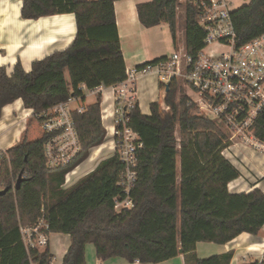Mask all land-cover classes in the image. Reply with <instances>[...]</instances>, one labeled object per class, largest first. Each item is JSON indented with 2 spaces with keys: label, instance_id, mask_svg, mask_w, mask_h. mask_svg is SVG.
<instances>
[{
  "label": "trees",
  "instance_id": "trees-1",
  "mask_svg": "<svg viewBox=\"0 0 264 264\" xmlns=\"http://www.w3.org/2000/svg\"><path fill=\"white\" fill-rule=\"evenodd\" d=\"M115 1L23 0V18L73 13L79 31L101 44L90 46L78 36L68 47L35 60L27 72L20 62L11 75L1 67L0 117L5 105L21 98L40 121L36 115L45 109L82 94L77 87L83 78L69 81L65 70L72 58L118 40ZM179 6L178 0H148L138 5V17L148 28L169 24L175 40ZM232 18L239 43L256 37L264 32V0H250L236 9ZM185 36L189 52L203 47L205 35L192 7L186 9ZM168 84L167 91L161 83L165 88L164 106L152 102L151 113L143 114L135 100L126 110L128 126L143 142L136 152L138 179L131 191L134 205L130 208L115 209L114 198L124 195L118 179L125 163L118 150L102 159L93 171L63 187L66 175L106 140L101 94L84 112L74 114L81 150L72 163L47 166L45 135L29 141L24 138L0 156V191L8 189L0 192V264L53 263L55 254L50 246L27 249L20 232L21 223L30 224L41 216L43 205L50 231L71 237L62 264H87V244H93L103 260L119 256L128 262L138 258L142 264L162 263L178 257L182 249L185 264H230L233 251L201 258L197 243L226 244L246 232L260 233L264 226V191H230L229 182L240 176L239 169L223 154L232 143L230 136L199 109L188 93L178 97L176 80ZM122 129L123 125L117 124L116 130ZM178 131L180 136L176 135ZM256 133L264 143V117ZM21 174L24 179L16 188ZM241 264H264V260Z\"/></svg>",
  "mask_w": 264,
  "mask_h": 264
},
{
  "label": "built area",
  "instance_id": "built-area-1",
  "mask_svg": "<svg viewBox=\"0 0 264 264\" xmlns=\"http://www.w3.org/2000/svg\"><path fill=\"white\" fill-rule=\"evenodd\" d=\"M178 1L180 6L196 10L205 35L203 47L192 53L186 47L179 48L159 61L134 66L129 69L127 80L116 88L117 101L121 106L117 108L115 120L123 125V129L116 130L114 134L118 137L115 150L125 163V170L118 179L124 195L114 198L117 211L134 205L131 191L138 179L136 152L143 147V142L128 126L126 110L134 106L136 82L143 76L154 74L164 85L184 79L193 93V97L188 93L191 99L204 114L217 121L228 133L231 142L239 139L242 144L264 151V143L256 138L257 125L264 117V32L239 43L232 18L236 10L232 8V1ZM77 88L81 92L84 89L80 85ZM82 98V94L72 95L36 115L40 119L42 136H46L44 155L49 168L63 167L79 156L81 143L74 114L85 111V105L78 103ZM73 102L78 106L72 107ZM2 155H5V151L0 147ZM68 174L63 187L71 185ZM20 232L27 249L49 246L52 232L45 217V205L42 206L41 216L34 222L20 224ZM127 264L141 262L136 258Z\"/></svg>",
  "mask_w": 264,
  "mask_h": 264
},
{
  "label": "crops",
  "instance_id": "crops-1",
  "mask_svg": "<svg viewBox=\"0 0 264 264\" xmlns=\"http://www.w3.org/2000/svg\"><path fill=\"white\" fill-rule=\"evenodd\" d=\"M145 1L148 0L115 1L118 40L109 41L107 47L95 49L92 52L81 54L80 57L72 58L70 65L65 70L69 81L77 77L83 78V81L79 84L84 88L82 91L83 98L78 103H82L87 107L96 101L98 94H101V118L106 129V140L103 143L108 141L109 144L107 146L112 149L113 145L114 150L116 146L114 134L117 126L115 118L117 116L118 105L116 103V88L127 80L130 68L139 66L147 61H154L160 57L168 56L164 53L159 55V57L156 56L157 58L154 60H147V56L142 53V45L146 39L144 36L148 30L152 29V27L148 28L144 26L138 17V5ZM22 6L23 0H0V68H5L9 75L12 74L14 66L18 62L21 63L27 72L31 69L32 63L35 60L43 59V57L53 52L68 47L78 36L80 41L90 46L101 44V41L96 39L90 40L85 36L84 32L79 31L73 13L43 15L40 18L25 19L22 16ZM159 26H167L170 31L169 36L172 39L173 36L169 24L161 23ZM178 34L177 31V38ZM110 44L117 47L118 57H113L114 54L108 53L111 51ZM184 47H186V41L181 48ZM113 58H119L120 62L117 65L106 67L104 65L106 61H110ZM136 87L137 100L140 103L143 114L151 113L152 102L164 103L165 88H162L161 81H159L156 75L143 76L137 80ZM33 113L34 109L24 106L21 98L4 106L2 116L0 117V147L4 151H7L24 138L28 141L35 140L29 138L31 126L34 125L32 122ZM106 116H108V119ZM111 128L113 130L112 136L110 133ZM110 136L112 137L111 139ZM242 143V140L238 139L223 152L240 171V176L229 182V189L233 193L249 192L255 188L264 191V151ZM107 152L104 151L96 164L82 173L80 177L93 171L102 159L112 156L114 151L111 153ZM84 161L79 164H82ZM79 169L80 167L77 168V173ZM50 237L49 246L51 251L55 254V257L59 258L58 263H54L53 260L52 264H62L65 252L71 244V237L68 233L58 232H52ZM201 243H197V254L200 252L201 247H204L207 251L216 249L215 246H212L213 244L206 246ZM91 245L93 244L86 245L87 264L128 263L126 259L119 256L103 260L97 256L95 249ZM231 251L234 254L230 264L264 260V226L259 234L243 233L226 244H220L216 252H210V255L204 256L209 257L214 254ZM154 264H185V256L181 252L176 258Z\"/></svg>",
  "mask_w": 264,
  "mask_h": 264
},
{
  "label": "rangeland",
  "instance_id": "rangeland-1",
  "mask_svg": "<svg viewBox=\"0 0 264 264\" xmlns=\"http://www.w3.org/2000/svg\"><path fill=\"white\" fill-rule=\"evenodd\" d=\"M230 1H232V8L233 9H238V8H240V6H243V5L248 4L250 2V0H230ZM178 12L179 13L177 16V19H178L177 20L178 21L177 31L179 34H178L177 39L174 40L173 37H172V39L170 38L171 37V36H169L170 31H169V28L167 26H159L158 25L156 27H152V29L148 30L147 33L145 34L144 37L146 39L142 45V53H144L143 55L147 56V58H148L147 60H154L155 58H157L156 56L159 57V55L164 54V53L166 55H171V54L175 53V50H178L179 48H181L185 44V41H186V36H185L186 7H185V5L180 6ZM110 46H111V51H109L108 53H111L112 55L114 54L115 56L113 55V57H116L118 55L117 54L118 53L117 47H114L113 44H110ZM119 62H120L119 58H116V59L113 58L110 61H106V64H104V65L106 67H108L110 65H117ZM176 81L179 85L178 97L180 96V93H182V92L183 93H189L193 97V93L191 92V88L188 85H186V82L184 81V79L180 78ZM193 91H194V89H193ZM134 98H135L134 101L137 100L136 94H134ZM71 105H72V107L78 106L77 103H74V102L71 103ZM120 106H121V104L118 103L117 108ZM163 106H164V103H163ZM119 118H120V115L118 116L117 119H119ZM32 122L34 123V125L31 126V129L29 132V138H32V139L40 138L41 133H42L41 123L37 119H35V117H33ZM115 134H116V132H115ZM176 135L180 136L179 131L176 133ZM111 138L112 137L110 136V139ZM234 140L236 141L238 139H234ZM232 143H233V141H232ZM99 146H95V148H93L90 151L91 155L87 158V160L85 159V161L80 165V169L78 170L79 172L72 176V181L70 182V184L74 183L75 180L79 179L80 175L82 173H84L86 170H89L90 168H92L96 164L97 160L102 156L104 151H108L107 153H111L112 151H114V148L111 149L110 147H104L100 151L99 156L93 157L92 153ZM179 164H180V156L178 155V166H179ZM201 244H204L206 246L213 244L212 246H215L216 249L207 251L206 249H204V247H201L200 252L198 253L200 257H205L204 255H210V252L214 253L220 247V244L216 243V242H214V243L202 242ZM91 247L93 249H95L94 245H91ZM58 260H59V258L55 257L54 263H56V262L58 263Z\"/></svg>",
  "mask_w": 264,
  "mask_h": 264
},
{
  "label": "bare ground",
  "instance_id": "bare-ground-1",
  "mask_svg": "<svg viewBox=\"0 0 264 264\" xmlns=\"http://www.w3.org/2000/svg\"><path fill=\"white\" fill-rule=\"evenodd\" d=\"M106 115H107V110H106ZM106 118L108 119V116H106ZM112 132H113V130H112V128H111V130H110L111 136H112V134H113ZM112 143H113V140H112ZM107 144H109L108 141L105 142V143H103V144H101L99 147H97V148L94 150V152L92 153V154H93V157H95L96 155L99 156V153H100L99 150H101V148L108 147ZM113 148H114V147H113V145H112V149H113ZM80 165H81V164H79V166H77L75 169H73V170L68 174V176H67V178H68V183H70V182L72 181V176H73L74 174L77 173L76 170H77V168L80 167Z\"/></svg>",
  "mask_w": 264,
  "mask_h": 264
},
{
  "label": "water",
  "instance_id": "water-1",
  "mask_svg": "<svg viewBox=\"0 0 264 264\" xmlns=\"http://www.w3.org/2000/svg\"><path fill=\"white\" fill-rule=\"evenodd\" d=\"M165 86H166V90L168 91L170 89L169 84H166ZM23 179H24L23 175L22 174L19 175V178H18L17 183H16V188H19V186H20V184H21V182H22ZM6 191H8V189L7 188H4L0 192L5 193ZM181 252H183L182 249H181Z\"/></svg>",
  "mask_w": 264,
  "mask_h": 264
}]
</instances>
